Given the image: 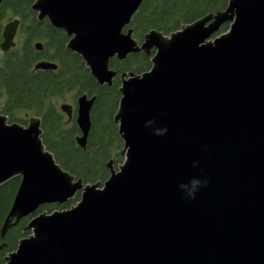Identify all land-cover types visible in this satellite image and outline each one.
Listing matches in <instances>:
<instances>
[{
    "label": "water",
    "instance_id": "95a60500",
    "mask_svg": "<svg viewBox=\"0 0 264 264\" xmlns=\"http://www.w3.org/2000/svg\"><path fill=\"white\" fill-rule=\"evenodd\" d=\"M143 1L32 3L38 21L66 34V48L97 84L111 86L112 58L143 52L151 66L119 75L113 122L123 160L106 163L103 182L84 184L55 161L39 117L22 125L0 111V185L19 178L0 240L30 217V234L2 264H264V0H229L222 11L168 35L150 30L138 42L126 27ZM18 25L4 24L2 52L15 47ZM56 69L45 60L33 66ZM94 99L75 103L83 149ZM59 109L70 121L73 106ZM193 177L207 185L188 200L178 186ZM77 194L68 209L35 214ZM5 246L0 241V251Z\"/></svg>",
    "mask_w": 264,
    "mask_h": 264
},
{
    "label": "trees",
    "instance_id": "16d2710c",
    "mask_svg": "<svg viewBox=\"0 0 264 264\" xmlns=\"http://www.w3.org/2000/svg\"><path fill=\"white\" fill-rule=\"evenodd\" d=\"M228 1L144 0L126 29H131L132 37L138 42L150 30L168 35L208 13L224 10ZM33 2L3 0L0 5V42L4 24L19 19L15 47L7 52L0 50V111L8 117L9 122L22 125L27 123L22 114L39 117L42 143L55 161L84 184L103 182L109 175L106 163L112 160L116 167L123 160L121 139L113 122L120 98L119 75L147 71L152 55L139 52L129 54L124 60L112 58L109 68L116 72V77L111 86L99 85L81 57L66 48V34L50 26L46 19L37 20L31 10ZM227 29L228 23L222 24L215 36ZM37 42L42 46L39 51L34 47ZM41 60L55 63L57 69L33 70L34 64ZM84 94L95 99L90 111V131L83 149L75 141L79 130L74 117L67 122L59 105L67 102L75 104L77 97ZM18 185V177L0 185V227ZM78 200L79 194L63 205H42L35 214L67 209ZM29 219V216L22 218L0 240L6 243L0 251V264L7 253L15 250L18 241L30 234L26 228Z\"/></svg>",
    "mask_w": 264,
    "mask_h": 264
},
{
    "label": "clouds",
    "instance_id": "9594fccd",
    "mask_svg": "<svg viewBox=\"0 0 264 264\" xmlns=\"http://www.w3.org/2000/svg\"><path fill=\"white\" fill-rule=\"evenodd\" d=\"M167 131L166 128L157 129L155 134L162 135ZM196 162H193V167H195ZM203 170L201 169V173ZM207 185V179H201L199 177L191 178L187 183H181L178 187L181 190L185 199L194 200L196 198L197 192Z\"/></svg>",
    "mask_w": 264,
    "mask_h": 264
},
{
    "label": "rangeland",
    "instance_id": "374dc122",
    "mask_svg": "<svg viewBox=\"0 0 264 264\" xmlns=\"http://www.w3.org/2000/svg\"><path fill=\"white\" fill-rule=\"evenodd\" d=\"M67 103L70 104V105H72L73 107L75 106V104H74L73 102H67ZM21 117H22V118H25L26 121H27L29 115L22 114ZM25 125H26V124H25ZM115 125H116V124H115ZM116 130H117V125H116ZM113 146H116V145H113ZM121 149H122V141H121ZM122 158H123V156H122ZM112 159H113V158H112ZM121 162H122V161H121ZM113 166H114V165H113ZM73 205H75V203H74ZM73 205H72V206H73ZM67 209H68V208H67Z\"/></svg>",
    "mask_w": 264,
    "mask_h": 264
},
{
    "label": "flooded vegetation",
    "instance_id": "af4514ba",
    "mask_svg": "<svg viewBox=\"0 0 264 264\" xmlns=\"http://www.w3.org/2000/svg\"><path fill=\"white\" fill-rule=\"evenodd\" d=\"M73 117L75 118V106L73 107V112H72V118H73ZM72 118H71V119H72ZM74 121H75V120H74ZM67 122H69V121H67Z\"/></svg>",
    "mask_w": 264,
    "mask_h": 264
}]
</instances>
